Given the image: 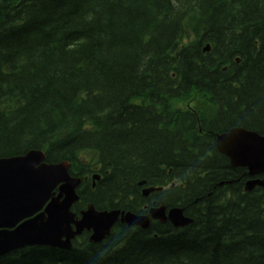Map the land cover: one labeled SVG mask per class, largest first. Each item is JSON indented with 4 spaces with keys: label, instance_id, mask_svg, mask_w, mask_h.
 I'll return each mask as SVG.
<instances>
[{
    "label": "trees",
    "instance_id": "trees-1",
    "mask_svg": "<svg viewBox=\"0 0 264 264\" xmlns=\"http://www.w3.org/2000/svg\"><path fill=\"white\" fill-rule=\"evenodd\" d=\"M232 127L264 136V0H0V158L68 161L74 210L147 214L138 183H175L157 207L192 220L0 264H264V189L215 146Z\"/></svg>",
    "mask_w": 264,
    "mask_h": 264
},
{
    "label": "water",
    "instance_id": "water-1",
    "mask_svg": "<svg viewBox=\"0 0 264 264\" xmlns=\"http://www.w3.org/2000/svg\"><path fill=\"white\" fill-rule=\"evenodd\" d=\"M217 150L229 158L233 167L247 168L250 175L264 172V137L242 128H234L216 138ZM68 164L49 165L40 151H31L24 156L0 159V256L13 250L33 245H49L68 248L69 240L84 229L93 230L91 241L102 240L112 227L120 221L128 226L147 228L149 216H136L131 213L96 212L92 207L81 212V220L70 211L78 200L76 189L80 180L68 174ZM264 180L247 183L251 191ZM59 186V187H58ZM58 187V194L54 190ZM153 189L145 191L147 195ZM44 213L33 217L46 203ZM150 215L165 222L167 219L175 227H185L191 220L183 216V210L172 209L165 215V208H156ZM31 218V219H30ZM77 228L72 233L71 225ZM66 237L65 243L60 242Z\"/></svg>",
    "mask_w": 264,
    "mask_h": 264
},
{
    "label": "flooded vegetation",
    "instance_id": "flooded-vegetation-1",
    "mask_svg": "<svg viewBox=\"0 0 264 264\" xmlns=\"http://www.w3.org/2000/svg\"><path fill=\"white\" fill-rule=\"evenodd\" d=\"M261 175H264V174H261ZM243 176H244V178H246L245 181H244V185H245V182H246L247 180H250V179L253 178V177H251V176L248 174V172H247L246 169H244V174H243Z\"/></svg>",
    "mask_w": 264,
    "mask_h": 264
},
{
    "label": "bare ground",
    "instance_id": "bare-ground-1",
    "mask_svg": "<svg viewBox=\"0 0 264 264\" xmlns=\"http://www.w3.org/2000/svg\"><path fill=\"white\" fill-rule=\"evenodd\" d=\"M244 180V179H243ZM179 200V199H178Z\"/></svg>",
    "mask_w": 264,
    "mask_h": 264
}]
</instances>
